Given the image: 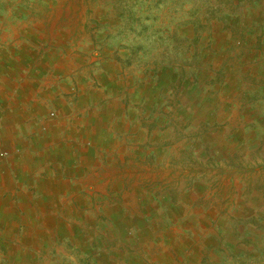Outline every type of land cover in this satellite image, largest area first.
Wrapping results in <instances>:
<instances>
[{
    "label": "rangeland",
    "instance_id": "374dc122",
    "mask_svg": "<svg viewBox=\"0 0 264 264\" xmlns=\"http://www.w3.org/2000/svg\"><path fill=\"white\" fill-rule=\"evenodd\" d=\"M257 2L0 0V56L69 60L91 95L72 146L90 199L74 207L85 219L73 245L90 261L264 264V40L247 22ZM115 56L123 66L106 75ZM129 116L136 126L110 120Z\"/></svg>",
    "mask_w": 264,
    "mask_h": 264
},
{
    "label": "crops",
    "instance_id": "0c3cea01",
    "mask_svg": "<svg viewBox=\"0 0 264 264\" xmlns=\"http://www.w3.org/2000/svg\"><path fill=\"white\" fill-rule=\"evenodd\" d=\"M263 2L258 0L256 7L247 9L249 27L259 30L260 40H264ZM35 58L38 64L30 58L0 56V153H6L0 156V254L8 255L9 264H104L90 261L92 252L73 245L85 219L84 213H74V207L88 205L90 200L84 193L89 166L76 164L73 125L76 121L89 124L91 95L69 60L51 64L46 56ZM196 60L192 69L201 75L205 59ZM105 61L110 62L103 63L106 75L113 63L123 66L118 56ZM126 62L131 64L130 59ZM132 81L122 85L131 87ZM110 86H103L102 98ZM49 108L56 111L54 121L44 118ZM110 120L119 126L137 125L132 116ZM42 126L48 132L39 136Z\"/></svg>",
    "mask_w": 264,
    "mask_h": 264
},
{
    "label": "built area",
    "instance_id": "2783aa9c",
    "mask_svg": "<svg viewBox=\"0 0 264 264\" xmlns=\"http://www.w3.org/2000/svg\"><path fill=\"white\" fill-rule=\"evenodd\" d=\"M55 116V113H53V112H51L50 113V118H52V117H54ZM6 155V153L5 152H3V153H0V156H5Z\"/></svg>",
    "mask_w": 264,
    "mask_h": 264
}]
</instances>
